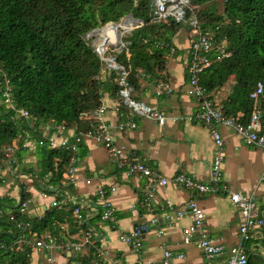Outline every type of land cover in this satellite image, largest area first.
Returning <instances> with one entry per match:
<instances>
[{"label": "trees", "instance_id": "16d2710c", "mask_svg": "<svg viewBox=\"0 0 264 264\" xmlns=\"http://www.w3.org/2000/svg\"><path fill=\"white\" fill-rule=\"evenodd\" d=\"M153 2L0 0V167L6 149L19 136H28L36 141V147L18 151L17 173L33 178L35 189L48 195L51 188L63 187L74 152L50 149L49 142L40 145L46 126L77 127V134H84L89 128L84 113L98 109L105 97L121 99L118 70L106 69L110 75L100 80L105 62L88 37L96 29L119 23L130 14L142 20L144 26L126 39L128 53L114 56L130 71L128 83L134 93L144 92L142 82L156 85L165 81L168 58L185 53L177 50L174 39L186 25L173 18L153 23ZM216 2L191 0L187 9L186 20L196 16L200 32H210L216 43L204 54L211 65L200 74L199 85L205 89L206 98L213 100V94L234 79L233 91L222 110L233 118L242 112L239 118L248 123L259 104L264 112V95L258 102L250 97L258 83L264 85V0H224L223 14L217 12ZM205 5L211 6L203 8ZM189 59L192 61L193 56ZM187 79L190 83V76ZM8 87L15 109L5 103ZM133 99L138 101L135 95ZM20 109L28 111L30 119L21 117ZM29 153L34 161L27 164ZM78 157L77 150L75 167ZM5 182V178L0 180V184ZM20 199H0V264H32L36 254H46L36 248L35 235L44 238L51 234L63 241L62 225L79 227L72 210L52 208L43 218L32 216L28 208L22 212L23 204L29 206L31 200L26 185H22ZM93 248L88 247L90 255ZM43 255L40 260H44ZM73 260L70 257L69 264Z\"/></svg>", "mask_w": 264, "mask_h": 264}, {"label": "crops", "instance_id": "0c3cea01", "mask_svg": "<svg viewBox=\"0 0 264 264\" xmlns=\"http://www.w3.org/2000/svg\"><path fill=\"white\" fill-rule=\"evenodd\" d=\"M194 8L198 11L201 9L198 6ZM182 35L185 40L179 45L178 37ZM192 41V30L187 28L180 29L174 39L177 50L185 53L168 58L167 67L163 71L165 81L172 85L171 94H158L155 85L142 82L144 92L132 95V98L137 96L138 101L157 109L166 117L162 127L156 120L140 117L128 107H123V116L112 114L108 119L114 125L132 121L137 124L135 130L116 137L117 144L125 147L127 157H139L153 171L171 181L177 175L184 174L201 183H209L214 140L210 127L198 116L200 102L186 92ZM234 85L235 81L230 80L213 94V101L220 108L223 109ZM106 99L111 106L121 101L109 97ZM237 117H243V113L239 112ZM218 129L225 144L224 178L215 187V191L207 194L171 183L160 187L151 201H147L148 179L129 174L127 168H120V164L126 163L125 159L113 158L93 138H86L78 149L77 187L67 185L51 188V194L45 197L43 192L35 189L34 180L25 183L22 180L19 183L14 176H6L5 184H0V199L10 197L20 202L22 185H26L31 195L28 212L32 216L43 218L52 208L72 210L73 214L74 206H82L86 226L82 228L94 230L96 246L93 255H90L88 248L73 254L72 264H99L95 262L97 248L111 252V257L102 264H136L139 256L130 244L120 238L143 225H150L151 231L142 237L141 258L159 261L164 252L170 250L175 255H185L184 259L174 260L172 264H206L205 255L196 243L184 242L185 229L193 223V218L187 212L180 217L178 212L186 211L191 201L196 202L206 214L208 237L225 245L227 250L239 244L242 219L240 211L230 200L232 193L252 196L260 213L264 215V150L247 145L233 129L224 126ZM31 155L28 154L27 164L34 161ZM113 187L116 190L109 193L108 197L115 207L114 220L102 222L101 209L97 204L98 191ZM56 201L57 206H54ZM72 218L75 219L74 215ZM154 220L155 224L152 223ZM81 231L77 225L74 228L69 223L64 224L62 240L68 242L78 238ZM251 234V239L244 243L249 264H264V229L256 228ZM38 254L33 264H50L45 260L46 254H40L44 260H40ZM51 256L54 264H69L68 255L66 257L60 252H54ZM225 260L222 257L215 259V262L222 263Z\"/></svg>", "mask_w": 264, "mask_h": 264}, {"label": "built area", "instance_id": "2783aa9c", "mask_svg": "<svg viewBox=\"0 0 264 264\" xmlns=\"http://www.w3.org/2000/svg\"><path fill=\"white\" fill-rule=\"evenodd\" d=\"M155 6V17L153 23L160 24L168 18H173L177 23H185L191 25L193 34V41L191 45V53L193 60L189 67L190 83L187 86L186 92L189 96L196 98L200 102V109L198 116L208 125L211 129V134L214 140V154L211 169V178L209 183H201L196 179L185 176L184 174L177 175L172 181L161 177L158 173L148 167L144 161L139 157H127L126 149L124 146L118 145L116 142L117 135H122L127 131L135 130L137 124L135 122L119 123L114 125L108 118L110 115L123 116V107L132 109L140 117H146L156 120L162 127L166 123V117L157 111V109L146 106L141 101H136L132 98L134 89L128 83V77L130 71L123 65L117 63L116 56H107L108 51L114 48L116 54H120L124 51L128 53V43H122L120 41V34L116 29V40L114 43L108 39H104V43L100 41L103 39L104 30L111 25L108 24L101 28L99 37L94 39L93 45L101 60L105 62L103 71L100 76V80H104L110 75L111 71L106 69H115L120 73V79L118 83L122 86L120 91L121 101L114 106L108 104L106 97L103 99V104L93 112L84 113L82 117L89 123V128L86 133L78 135L77 127L67 129L63 125L46 126L43 138L39 141L40 145H44L49 142L50 149H62L74 152V156L71 160V165L68 174L62 181V186L71 185L77 187L79 185L77 178V168L74 166L76 160V153L78 150V144L82 143L86 138H93L98 144L103 146L115 159H125V164H120V168H127L128 173L131 175H139L148 179L149 186L147 188V201L156 195L160 187H166L173 183L176 186H180L187 190H196L200 193L207 194L215 191V187L222 183L224 178V165L226 161L225 144L223 137L218 129L219 126H224L233 129L239 136H241L247 145L264 150V112L261 110L260 104L253 112L251 119L248 123H243L238 118L228 117L213 100L206 98V91L199 85L200 74L211 65V61L204 57V54L209 53L216 47V43L213 41L211 33H201L198 27V19L193 16L190 21L186 20L187 9L191 8V0H153ZM130 21L131 30H135L144 26L142 20H128ZM97 31L88 35L91 38ZM125 36V34H124ZM197 36V37H195ZM99 51V52H98ZM224 53V52H223ZM129 56V54H128ZM228 56V55H227ZM155 89L158 94H171L173 92L172 85L166 81H159L155 85ZM11 89L8 87V91L5 93V103L11 109H15L12 105V98L10 96ZM264 95L263 83H258L256 89L251 93L252 100L258 102ZM21 117L30 119V114L24 109L17 110ZM54 132L51 134V132ZM51 134V135H50ZM75 138L74 140H71ZM36 147V141L31 140L30 137L19 136L12 146L6 149L4 158L1 160L0 167V180L6 176H14L19 183L21 181H30L33 178L24 175L23 173H17V153L21 149L34 150ZM90 183V181H87ZM116 189L101 188L98 191L97 204L101 209L102 222H108L114 220V204L109 199V193L114 192ZM45 197L48 194L43 193ZM230 200L237 207L241 213V226H240V241L239 244L227 250L225 245L218 241L208 237L207 229L205 225L206 214L198 204L191 201L186 211L178 212L180 217L185 215V212L191 214L193 223L185 229L184 242L190 244L195 242L201 249L206 258V264H249V256L244 243L251 239V232L258 228L264 229V215L260 213L259 207L255 202V199L251 196L243 195L239 192L232 193ZM30 202V201H29ZM57 206V201L54 203ZM28 205L25 203L22 206V212H25ZM84 208L82 206H74L73 215L76 222L81 228V234L78 238L71 241H59V239L51 234H46L44 238H39L35 235V245L38 249H43L46 253V259L50 264H54L51 254L54 252H60L68 257L73 254L81 253L89 246H96V242L93 239V229L85 230L82 227L85 226ZM156 223V221H152ZM21 228V227H20ZM23 229V227L21 228ZM24 230V229H23ZM151 231L150 225H143L136 227L129 235H122L121 241L130 244L134 252L139 256V260L136 264H172L174 260H181L185 258L184 254L175 255L172 251L166 250L161 260L156 261L153 259L141 258L142 253V237L145 233ZM50 254V256H49ZM111 257V252L107 249L97 248L95 262L99 264L104 263ZM226 258L222 263H216L217 258Z\"/></svg>", "mask_w": 264, "mask_h": 264}, {"label": "rangeland", "instance_id": "374dc122", "mask_svg": "<svg viewBox=\"0 0 264 264\" xmlns=\"http://www.w3.org/2000/svg\"><path fill=\"white\" fill-rule=\"evenodd\" d=\"M223 3H224V0H217V2L215 3V5H216V9H217V12L219 13V14H223V12H224V7H223ZM211 6V5H210ZM210 6H203V8L205 7H210ZM132 19H134V20H137V19H135L133 16H132V14H130V15H128V16H126V17H124L119 23H118V25L120 26L121 24H123V22H124V28H128V30H124V29H122V30H120L121 32H120V41L122 42V43H126V39H127V37L133 32V30H131V28H130V21H128V20H131L132 21ZM125 21H126V23H125ZM128 21V22H127ZM101 31V30H100ZM100 31H97L94 35H92L91 36V38H92V42L94 41V39H96L97 37H99V32ZM104 34H103V39H108L110 42H112L111 41V39H112V37H111V35L108 37V35H106V31L104 30ZM124 34H125V36H124ZM184 40H185V36L184 35H182V36H180V37H178V43H179V45H181V44H183L184 43ZM101 43V42H100ZM112 43H114V42H112ZM101 44H103V43H101ZM99 52V51H98ZM115 54V50H114V48H111L109 51H108V54L106 55V57L107 56H113ZM231 81H234V79H231ZM229 82H230V80H229ZM34 160V159H33ZM11 180V179H10ZM25 182H28V181H24V183ZM33 264V263H32Z\"/></svg>", "mask_w": 264, "mask_h": 264}, {"label": "bare ground", "instance_id": "6f19581e", "mask_svg": "<svg viewBox=\"0 0 264 264\" xmlns=\"http://www.w3.org/2000/svg\"><path fill=\"white\" fill-rule=\"evenodd\" d=\"M125 23H126V21H125ZM116 29H118L119 34L121 32L120 30H122V29L128 30V28H124V22L118 28H117V26H113V25H111L109 28H106L105 29L106 30V35H108V37L111 35V37H112L111 41L112 42H115V40H116V34H117L116 33Z\"/></svg>", "mask_w": 264, "mask_h": 264}, {"label": "water", "instance_id": "95a60500", "mask_svg": "<svg viewBox=\"0 0 264 264\" xmlns=\"http://www.w3.org/2000/svg\"><path fill=\"white\" fill-rule=\"evenodd\" d=\"M186 28L190 30V29H191L190 24H187V25H186ZM98 30H99V29H96L95 31H98Z\"/></svg>", "mask_w": 264, "mask_h": 264}, {"label": "clouds", "instance_id": "9594fccd", "mask_svg": "<svg viewBox=\"0 0 264 264\" xmlns=\"http://www.w3.org/2000/svg\"><path fill=\"white\" fill-rule=\"evenodd\" d=\"M135 19H136V18H135ZM137 20H138V19H137ZM108 24H115V25H118V23H113V22H112V23H108ZM108 24H107V25H108ZM187 24H188V23H187ZM118 26H119V25H118ZM190 26H191V25H190ZM99 30H101V29H99ZM99 30H98V31H99ZM94 32H95V31H94Z\"/></svg>", "mask_w": 264, "mask_h": 264}]
</instances>
